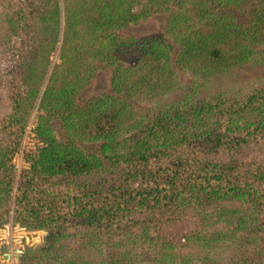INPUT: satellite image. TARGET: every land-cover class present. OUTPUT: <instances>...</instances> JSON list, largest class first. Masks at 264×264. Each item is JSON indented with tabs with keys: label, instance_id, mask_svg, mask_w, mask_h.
Segmentation results:
<instances>
[{
	"label": "trees",
	"instance_id": "trees-1",
	"mask_svg": "<svg viewBox=\"0 0 264 264\" xmlns=\"http://www.w3.org/2000/svg\"><path fill=\"white\" fill-rule=\"evenodd\" d=\"M9 222L15 264H264V0H0Z\"/></svg>",
	"mask_w": 264,
	"mask_h": 264
},
{
	"label": "rangeland",
	"instance_id": "rangeland-1",
	"mask_svg": "<svg viewBox=\"0 0 264 264\" xmlns=\"http://www.w3.org/2000/svg\"><path fill=\"white\" fill-rule=\"evenodd\" d=\"M239 17V13H236ZM165 14L156 11L149 17L138 23L125 26L122 29L124 34H132L134 36L147 35L161 31L164 25ZM110 87V76L107 70L98 69L92 80L83 87L78 94V102H82L92 95H96L102 91L108 90ZM29 141V137L24 138V144ZM14 160L17 163V169L26 166L25 161L21 158V154H16ZM44 231L42 229H25L17 223L9 222L0 229V264H15L17 249L21 252L25 244H33L39 242ZM7 249V250H6ZM8 252V255L5 252Z\"/></svg>",
	"mask_w": 264,
	"mask_h": 264
},
{
	"label": "water",
	"instance_id": "water-1",
	"mask_svg": "<svg viewBox=\"0 0 264 264\" xmlns=\"http://www.w3.org/2000/svg\"><path fill=\"white\" fill-rule=\"evenodd\" d=\"M7 250V249H6ZM20 251V249H17V252L15 253L16 256H18V252ZM6 255H8V252H5Z\"/></svg>",
	"mask_w": 264,
	"mask_h": 264
}]
</instances>
